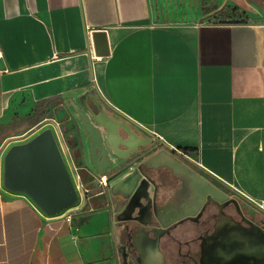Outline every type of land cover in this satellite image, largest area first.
Segmentation results:
<instances>
[{
	"label": "crops",
	"instance_id": "crops-1",
	"mask_svg": "<svg viewBox=\"0 0 264 264\" xmlns=\"http://www.w3.org/2000/svg\"><path fill=\"white\" fill-rule=\"evenodd\" d=\"M255 1L0 0V166L6 138L92 89L110 115L264 215V0ZM224 5L249 19L214 21ZM95 31L106 56L95 54ZM59 133L72 155L78 136ZM86 174L76 203L55 214L0 177V264H125L120 205ZM167 198L163 213L182 214L191 189L178 180ZM142 248L141 264H184L187 250L167 248L160 262Z\"/></svg>",
	"mask_w": 264,
	"mask_h": 264
},
{
	"label": "water",
	"instance_id": "water-1",
	"mask_svg": "<svg viewBox=\"0 0 264 264\" xmlns=\"http://www.w3.org/2000/svg\"><path fill=\"white\" fill-rule=\"evenodd\" d=\"M262 7L264 8V5ZM92 38L95 54L108 55L109 47L105 32L95 31ZM69 101L88 135L95 173L99 176L111 173L108 180L113 181L110 191L114 197L131 196V199L137 197L140 209H149L150 206L156 208L170 185L169 183L156 185L143 174L142 165H146L149 159H160L162 157L160 154L165 153L167 161L160 166L170 168L178 180L189 186L191 203L197 205V210L202 205L206 207L210 202L221 203L224 206H229L232 202L235 204L236 197L231 199L228 193L208 181L187 163L176 158L167 149L160 148L158 143H154L153 137L142 136L133 130L131 124L134 122L130 118L123 116V119H116L108 114L102 106V99L95 96L92 89L79 95L77 99L69 98ZM84 110L89 112L102 129L90 120ZM151 153L153 154L149 156ZM146 157L149 158L144 160ZM3 183L11 190L27 193L48 214L58 213L76 203L78 199L77 189L52 128H46L30 140L14 144L7 150L4 156ZM115 203L118 204L119 201ZM237 205L234 206L238 213L245 206H249L250 213L258 211L246 202ZM197 210L182 216L196 215ZM209 215H206L201 223L197 222L195 228L190 229L194 231L189 230L190 234L207 225ZM156 218L163 228H153V237L149 235L150 230L144 231L151 241V246H146L148 248L145 253H150L148 256L163 262L164 255L159 249V231L167 230L168 223L162 222L159 217ZM250 231L253 235L248 241L240 234H229L220 239L217 237L213 245L204 247L202 251L207 264H264V231L260 233L261 230L258 228ZM188 249L189 254L197 253L194 244H189ZM120 251L124 263L128 264L126 246L122 245Z\"/></svg>",
	"mask_w": 264,
	"mask_h": 264
},
{
	"label": "flooded vegetation",
	"instance_id": "flooded-vegetation-1",
	"mask_svg": "<svg viewBox=\"0 0 264 264\" xmlns=\"http://www.w3.org/2000/svg\"><path fill=\"white\" fill-rule=\"evenodd\" d=\"M102 106L108 114H111L103 102ZM84 111L88 114L90 120L98 128H101L95 123L89 112L86 110ZM74 112L77 114L75 110ZM77 116L81 123L80 125L77 124L78 144L71 146V149L73 152L72 161L75 169L77 170L78 180L84 184L87 178L86 173L92 174V179L99 183L103 188L102 193L107 192L108 190L110 191V185L113 184V181H109L108 177L111 173H103L100 176L95 173L91 161V146L88 135L83 128L82 121L78 114ZM131 128L137 132L134 124H131ZM170 153L174 155L172 152ZM152 154L153 153L149 154V156ZM160 156L162 157L160 159L157 158L158 160L156 158L147 160L149 157L144 159L147 160V164L142 165L143 174L153 180L156 185L163 183H169L170 185V183L177 182L178 178L173 174L170 168L160 166L161 163L167 161V155L162 153ZM174 156L178 158L176 155ZM179 181L186 184L182 180ZM114 198V203L119 201L118 204L120 205L117 217H121L119 219L122 234L121 245L126 246L128 264H141L144 257L142 246H151V241H149L148 236H154L152 229L163 228L156 217H159L162 222L168 223L167 230L164 229V231H159V249L165 252L167 248L174 249L176 247L180 252V249L183 246L186 247V257L183 256V259H181V262L184 264H207V260L202 252L205 247L204 237H206V235L210 236L211 239H217V237L220 239L223 238V236H229V234H240L243 239L248 241V239H251L253 235L250 229L256 230L258 228L261 230L260 233L264 231V215H262L259 211L250 213L249 206H245V208L241 211L239 210V213H241L239 214L234 205H237V203H243V201L239 200L237 197L235 198L237 203L235 202V204H232V202L229 206H224L221 203L213 204L210 202V204L206 207L202 205L197 210V205L195 203H191L188 210L183 212L186 214L197 210L196 215L193 216H182L184 215L182 212V214H176L173 216L164 214L163 210L166 209L169 198L165 200L160 199L156 208H154V206H150L149 209H140V203L137 197L133 199H131V196L125 198L119 196ZM230 198L232 199L231 196ZM208 214H210L209 223L202 226L200 230H196L190 234L189 230L192 227L195 228L197 222L201 223ZM189 223L193 225L188 226L187 224ZM146 230H150L149 235L145 234L144 231ZM190 231H194V229ZM189 244H194L196 246L197 253L195 255L188 253Z\"/></svg>",
	"mask_w": 264,
	"mask_h": 264
},
{
	"label": "rangeland",
	"instance_id": "rangeland-1",
	"mask_svg": "<svg viewBox=\"0 0 264 264\" xmlns=\"http://www.w3.org/2000/svg\"><path fill=\"white\" fill-rule=\"evenodd\" d=\"M210 1V0H207ZM225 1V0H223ZM232 1H240V0H232ZM50 117L45 118L42 120L39 124H36L32 126L31 128L24 130L23 132H20L19 134H15L13 136H10L9 138H6L4 142H2V145H4L2 152H3V163L0 166V177L3 179V171H4V156L7 152V150L14 144L24 143L31 138H33L36 134L43 131L46 128H52L57 143L59 145V148L61 150L63 159L65 161L66 167L68 169V172L73 180V183L77 190H79V194L82 192V188L85 184H82V182H79L77 170L74 167L73 161H72V155H70L68 149L66 148L65 143L61 139V135L59 133V125L61 126V129L65 133L66 139L70 136L76 135L77 136V124H81L79 121V118L77 114L74 112L73 107L70 103L67 101L64 102L60 106H54L50 108ZM78 121V122H77ZM24 134V135H21ZM68 136V137H67ZM15 138V139H14ZM181 158L180 156H178ZM182 159V158H181Z\"/></svg>",
	"mask_w": 264,
	"mask_h": 264
},
{
	"label": "trees",
	"instance_id": "trees-1",
	"mask_svg": "<svg viewBox=\"0 0 264 264\" xmlns=\"http://www.w3.org/2000/svg\"><path fill=\"white\" fill-rule=\"evenodd\" d=\"M212 17L214 21L219 22V23H244L249 19L246 12L243 11L240 7L228 6V5H224L220 8H217V10L212 14ZM49 116L50 115L47 110L38 113L37 116L34 118V121L31 122L30 126L38 123L41 119L49 117ZM184 151L192 153L194 149L184 148Z\"/></svg>",
	"mask_w": 264,
	"mask_h": 264
},
{
	"label": "built area",
	"instance_id": "built-area-1",
	"mask_svg": "<svg viewBox=\"0 0 264 264\" xmlns=\"http://www.w3.org/2000/svg\"><path fill=\"white\" fill-rule=\"evenodd\" d=\"M21 135H24V134H21ZM14 139H15V138H14ZM185 153H186V152L181 151V154H182L183 156H187Z\"/></svg>",
	"mask_w": 264,
	"mask_h": 264
}]
</instances>
